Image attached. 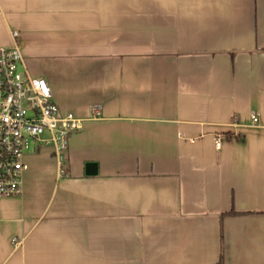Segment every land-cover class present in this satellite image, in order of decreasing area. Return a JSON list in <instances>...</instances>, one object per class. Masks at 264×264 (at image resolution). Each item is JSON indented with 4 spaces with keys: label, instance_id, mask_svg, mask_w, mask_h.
<instances>
[{
    "label": "crops",
    "instance_id": "crops-1",
    "mask_svg": "<svg viewBox=\"0 0 264 264\" xmlns=\"http://www.w3.org/2000/svg\"><path fill=\"white\" fill-rule=\"evenodd\" d=\"M15 43L83 128L0 196V264H264V0H0Z\"/></svg>",
    "mask_w": 264,
    "mask_h": 264
},
{
    "label": "built area",
    "instance_id": "built-area-1",
    "mask_svg": "<svg viewBox=\"0 0 264 264\" xmlns=\"http://www.w3.org/2000/svg\"><path fill=\"white\" fill-rule=\"evenodd\" d=\"M12 36L17 39L18 33ZM23 65L17 43L0 47V196L4 197L21 195L28 169L25 157L34 145L50 146L62 159L70 137L83 128L82 119L60 110L48 82L30 76ZM251 120L258 124V114ZM215 146L221 149L220 136L215 137ZM12 243L19 246L23 239L14 238Z\"/></svg>",
    "mask_w": 264,
    "mask_h": 264
},
{
    "label": "trees",
    "instance_id": "trees-1",
    "mask_svg": "<svg viewBox=\"0 0 264 264\" xmlns=\"http://www.w3.org/2000/svg\"><path fill=\"white\" fill-rule=\"evenodd\" d=\"M217 264H223V259L221 258V260Z\"/></svg>",
    "mask_w": 264,
    "mask_h": 264
}]
</instances>
